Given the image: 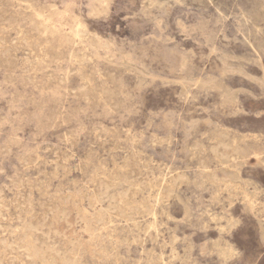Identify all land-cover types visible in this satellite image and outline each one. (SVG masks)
<instances>
[{
    "label": "rangeland",
    "instance_id": "374dc122",
    "mask_svg": "<svg viewBox=\"0 0 264 264\" xmlns=\"http://www.w3.org/2000/svg\"><path fill=\"white\" fill-rule=\"evenodd\" d=\"M71 259L264 264V0H0V264Z\"/></svg>",
    "mask_w": 264,
    "mask_h": 264
},
{
    "label": "bare ground",
    "instance_id": "6f19581e",
    "mask_svg": "<svg viewBox=\"0 0 264 264\" xmlns=\"http://www.w3.org/2000/svg\"><path fill=\"white\" fill-rule=\"evenodd\" d=\"M170 7V6H169ZM2 68V67H1ZM13 69V68H12ZM41 76V75H40ZM8 83V82H7ZM70 95V94H69ZM56 114V113H55ZM100 208V207H99ZM28 237V238H27ZM26 238H25V242H27L26 244L28 245V248H26V247H23L24 248V250H26L28 253H34L33 254V257H36V255H37V250H35V249H32L33 248V246H32V248H31V245H32V241H31V235L30 234H28V236H27ZM44 257V256H43ZM42 257V258H43ZM72 261H70V262H67V264H74V261H75V259H71ZM77 260V259H76ZM77 262V261H76Z\"/></svg>",
    "mask_w": 264,
    "mask_h": 264
}]
</instances>
